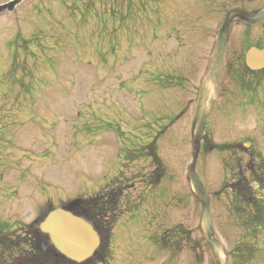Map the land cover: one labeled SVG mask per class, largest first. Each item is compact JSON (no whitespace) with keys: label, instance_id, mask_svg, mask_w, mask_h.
<instances>
[{"label":"rangeland","instance_id":"rangeland-1","mask_svg":"<svg viewBox=\"0 0 264 264\" xmlns=\"http://www.w3.org/2000/svg\"><path fill=\"white\" fill-rule=\"evenodd\" d=\"M261 2L26 0L0 16V173H15L12 211H29L32 220L118 184L124 208L112 241L120 257L111 264H196L187 242L167 254L147 237L165 229L198 237L200 205L184 180L197 90L226 10ZM226 34L231 59L247 45H264V26L247 34L240 23ZM145 69L169 79H138ZM260 75L219 79L205 130L212 148L196 163L227 264H264V223L247 227L231 188L240 180L252 201L264 202ZM155 167L160 176L151 185ZM204 256L214 264L208 249Z\"/></svg>","mask_w":264,"mask_h":264},{"label":"flooded vegetation","instance_id":"flooded-vegetation-1","mask_svg":"<svg viewBox=\"0 0 264 264\" xmlns=\"http://www.w3.org/2000/svg\"><path fill=\"white\" fill-rule=\"evenodd\" d=\"M253 2L254 0H248ZM263 2V0H262ZM262 2L250 9H240L233 6L226 10L224 18L227 16L229 26L231 25H244V30L247 34L251 27L264 26V19L256 25L246 26L245 21H239L237 17L241 13L236 11L240 10L246 13L258 8ZM174 10V8H172ZM247 16V15H246ZM232 17H236L233 18ZM260 49H263V45ZM245 50H241L239 54L231 57L226 53L224 66L220 79L223 75H229L231 79H255V74H263L264 70L260 72H253L245 66ZM113 53V50L110 51ZM144 74L138 79H169V76L162 74L147 75L146 69ZM205 141V139H203ZM150 150L151 163L156 164V159ZM10 176V177H8ZM15 173H0V264H71L61 260L59 254L51 246L49 237L39 230V224L49 212V208L40 212L35 218L31 220L30 212L12 211L10 205L14 203L15 196L17 195L16 188H13L11 178ZM158 168L155 167L154 172L150 176L151 183L154 184L158 179ZM18 179H20L18 177ZM116 189H109L103 195V200L99 199L98 203L92 201L91 206H86L83 211L93 224L94 231L98 235V246L94 250L92 257L88 260L87 264H111V260L115 257H120L119 254L113 249V229H115V214L123 210L124 206H120L118 199L123 194V189L120 185L116 184ZM119 197V198H118ZM118 201V202H117ZM117 202V203H116ZM13 205V204H12ZM63 207V206H62ZM99 208V209H97ZM122 208V209H121ZM80 210H83L79 208ZM76 214H80L74 211ZM198 232V237L192 238L191 235L194 231H186L185 236L175 237L174 230L169 231L165 229L160 231L158 235L147 237V244L153 249H159V252L172 254L179 251V244L187 242L191 254L193 255L192 262L196 264H205V249L206 245L201 239ZM117 250L121 248L119 244L116 245ZM115 255V256H114ZM169 258L166 259L164 264H169Z\"/></svg>","mask_w":264,"mask_h":264},{"label":"water","instance_id":"water-1","mask_svg":"<svg viewBox=\"0 0 264 264\" xmlns=\"http://www.w3.org/2000/svg\"><path fill=\"white\" fill-rule=\"evenodd\" d=\"M18 2L19 0H14L0 7V13L4 10H12ZM263 17L264 3L259 9L250 14L247 22L248 24H253L260 21ZM225 28L226 23H224L222 29L217 34L206 74L198 90L191 121V133H195L192 139L191 164L185 175L187 184L201 204L199 229L203 240L211 251L215 264H226V258L223 246L213 236L209 207L208 204L204 202V199L208 198V196L196 174L195 168L199 153V141L212 103L209 94L215 92L216 83L221 72L226 52L227 37L224 34ZM246 64L250 70L263 69L264 50L259 51L255 48H251L246 53ZM39 228L42 233L49 236L50 243L54 249L63 258L74 264H82L88 260L98 244V237L96 233L93 232V226L90 222L84 217H76L61 209L50 212L40 224Z\"/></svg>","mask_w":264,"mask_h":264},{"label":"trees","instance_id":"trees-1","mask_svg":"<svg viewBox=\"0 0 264 264\" xmlns=\"http://www.w3.org/2000/svg\"><path fill=\"white\" fill-rule=\"evenodd\" d=\"M231 188L234 190L235 198L242 204L243 211H241V215L245 219V222H248L247 227L254 229L256 226L263 224L264 202L261 200L252 201L248 194L249 189H246V184L242 183L240 180L232 184ZM91 203L92 202L89 204Z\"/></svg>","mask_w":264,"mask_h":264}]
</instances>
